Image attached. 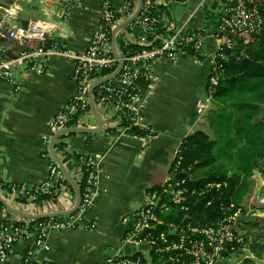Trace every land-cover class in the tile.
<instances>
[{
	"label": "crops",
	"instance_id": "0c3cea01",
	"mask_svg": "<svg viewBox=\"0 0 264 264\" xmlns=\"http://www.w3.org/2000/svg\"><path fill=\"white\" fill-rule=\"evenodd\" d=\"M17 0H0V23L7 27H28L43 24L49 27L48 48L52 54L43 64L36 61V69L17 70L21 90L0 81V186L23 185L33 188L45 182L50 167L56 162L51 145L45 138L51 136V120L64 109L77 92L73 80V61L62 55L65 49L72 54L84 53L89 40L97 30L103 9L100 0H30L14 19H6L5 10ZM219 0H154V14L169 20L178 31L206 30L207 51L215 49L214 35L221 7L213 11ZM114 8L122 10L123 0H111ZM188 5L182 19L171 12L173 4ZM139 2L137 0L138 9ZM165 10H168L166 13ZM121 16L113 31L133 15ZM133 24V23H132ZM132 24L118 33L117 40L125 44L137 43L145 35ZM3 57L13 61L19 57L20 47L0 38ZM119 51V50H118ZM35 61V60H34ZM154 81L140 104L145 124L154 131L150 138H134L122 129L115 109L96 103L83 123L95 134H71L61 138L69 153L71 175L77 179L82 169L76 160L91 155L98 162L96 197L90 210L83 215L76 228L51 231L48 250L38 249L36 264H106L114 256H130L139 250L125 242L127 226L123 219L144 207L148 194L161 187L171 175L175 152L183 140L197 130L209 127L205 117L197 115V102L208 92L209 63H196L180 58L176 63L159 60L153 64ZM183 93H187L184 98ZM216 108L213 104L212 109ZM211 109V110H212ZM58 159L62 153L54 149ZM0 197L9 209L0 206V231L6 224L31 227V216L69 213L77 206L75 189L65 187L56 198L40 203L20 202L8 190L0 187ZM13 210V211H11ZM65 218V217H58ZM95 225L94 228H89ZM35 237L19 241L13 248L7 264H23L24 256L34 244ZM245 250V249H244Z\"/></svg>",
	"mask_w": 264,
	"mask_h": 264
},
{
	"label": "built area",
	"instance_id": "2783aa9c",
	"mask_svg": "<svg viewBox=\"0 0 264 264\" xmlns=\"http://www.w3.org/2000/svg\"><path fill=\"white\" fill-rule=\"evenodd\" d=\"M29 1L17 0L5 10L6 19L16 18ZM123 1L124 6L119 10L113 7L111 0H100L103 14L84 53L72 54L65 49L60 50L62 55L73 61V80L78 89L68 105L49 124L52 134L45 138V143L52 145L53 149L61 144V138L65 136L59 135L62 131L72 128L87 129L83 123L90 115L92 85L118 70L119 60L113 51L112 35L118 21L116 15L128 12L133 14L137 7L136 0ZM219 5L221 12L214 35L216 45L212 52H208L206 30L178 31L171 21L154 14V0H146L139 17L132 24L133 28H140L145 32L137 42L142 49L129 57L122 56L118 51L124 61L122 71L116 79L94 91L95 102L111 105L116 111L120 126L129 123L128 126H121L122 129L131 132L132 126L141 127L148 131L146 137L150 138L155 133L145 124L140 104L155 80L153 64L159 60L176 63L180 58H187L196 63L207 61L210 65L208 94L197 102V115H207L213 107L214 94L223 74V61L227 60L228 51L238 43L253 44L264 24L261 10L264 0H219ZM162 29L170 33H162ZM49 30L47 25L38 23L28 29L22 26L7 27L5 22L0 23V38L20 47L19 57L13 61L3 57L4 50L0 47V81L11 84L16 92L21 90L17 70H34L38 66L36 61L43 64L52 54L51 49L47 48ZM102 71H109L110 74L95 78ZM142 81L147 84L146 88L140 84ZM134 138L141 139L136 135ZM181 159L179 148L175 152V169L180 166ZM76 162L82 173H87V186L78 211L61 219H44L27 228L4 225L0 231V264H7L19 241L31 237H35V241L24 256L23 264H36V250L49 249L47 239L51 231L76 228L82 224L84 213L90 210L96 197L98 162L91 155H82ZM66 182L65 175L57 162H54L45 182L33 188L12 185L8 191L16 200L39 203L42 196L60 194L66 187ZM186 185L185 179L175 181L174 174H171L160 189L150 191L144 207L122 221L128 230L125 242L137 246L139 250L130 256L111 257L106 264H225L230 260L227 253L233 257L237 245L244 248L245 239L237 234V226L244 216L242 207L232 205L221 220L208 226H198L191 221L178 225L170 221L171 216H176L173 211L175 207L188 211L186 205L189 197L196 192L190 191ZM222 187H226V184L211 183L207 189L219 190ZM259 203L264 206V198ZM94 227L95 225H91L89 228Z\"/></svg>",
	"mask_w": 264,
	"mask_h": 264
},
{
	"label": "trees",
	"instance_id": "16d2710c",
	"mask_svg": "<svg viewBox=\"0 0 264 264\" xmlns=\"http://www.w3.org/2000/svg\"><path fill=\"white\" fill-rule=\"evenodd\" d=\"M261 10L264 17V6ZM165 11L169 14L168 10ZM131 14L121 13L116 15V20ZM131 28L133 29L132 26ZM161 32L170 33L166 29ZM49 46L48 44L47 48ZM117 49L122 56L129 57L142 48L138 43L125 44L118 39ZM223 65V74L214 94V101L220 107H217L218 110L209 111L208 128L197 130L183 140L180 146V166L175 169V162L171 169L175 181L185 179L187 188L196 192L189 197L187 212L182 211L180 207L174 208L176 216H171L170 221L178 225L191 221L198 226H208L221 220L232 205L244 209L241 201L248 188V178L254 173L257 162L264 159V122L258 119L264 105V24L257 40L251 45L236 44L228 51L227 60L223 61ZM108 74L109 71H102L96 74L95 78ZM140 84L144 88L147 86L145 81ZM227 106L231 108L228 111ZM128 125L129 123H123L121 126ZM131 132L139 138L148 134L147 130L136 126L131 127ZM56 150L64 156L62 163L71 175L72 165L69 163L70 157L65 143L57 145ZM221 158H236L238 165L234 174H230L225 167L218 164ZM86 176L87 173L83 171L79 178H73L80 189L81 197L84 196L87 186ZM211 183L226 184V187L219 190L207 189ZM0 187L4 190L10 188L7 185ZM66 187L74 189L68 181ZM154 189L160 187H154L152 190ZM58 195L56 193L55 196H42L38 202L55 199ZM18 201L25 202L22 199ZM41 221L33 220L30 223L34 226ZM258 247L261 249L260 253L264 252V244ZM240 249L237 245L236 250ZM226 256L232 258L230 253Z\"/></svg>",
	"mask_w": 264,
	"mask_h": 264
},
{
	"label": "rangeland",
	"instance_id": "374dc122",
	"mask_svg": "<svg viewBox=\"0 0 264 264\" xmlns=\"http://www.w3.org/2000/svg\"><path fill=\"white\" fill-rule=\"evenodd\" d=\"M188 5L173 4L171 12L177 20L182 19L186 13ZM187 93H183L185 98ZM213 104L219 106L216 101ZM220 107V106H219ZM227 111L231 108L226 107ZM209 122L208 116L205 117ZM258 119L264 122V105ZM237 148H239L237 146ZM237 148L234 150L236 151ZM233 150V151H234ZM220 166L225 167L230 174H234L237 169L238 161L236 158H221L218 162ZM264 198V159L257 162L256 168L252 176L248 178V188L241 201L244 207V216L241 218L237 226V234L245 238L244 248L235 252L226 264H264V252L258 246L264 244V206L259 201ZM245 249V250H244ZM256 250V252H254ZM229 259V258H228Z\"/></svg>",
	"mask_w": 264,
	"mask_h": 264
},
{
	"label": "water",
	"instance_id": "95a60500",
	"mask_svg": "<svg viewBox=\"0 0 264 264\" xmlns=\"http://www.w3.org/2000/svg\"><path fill=\"white\" fill-rule=\"evenodd\" d=\"M139 2V5H138V9L137 11L134 13V15L125 23L123 24L122 26H119L117 29H115V31H113V51H114V54L117 56L118 60H119V67H118V70L113 73L112 75L104 78V79H101L99 81H97L96 83H94L91 87V90H90V94H91V99H90V104H91V108L93 109L95 107V99H94V96H93V93L94 91L99 88L100 86L116 79L121 71H122V68L124 66V61L122 59V57L119 55L118 53V49H117V35L118 33H120L121 31H123L126 26H128L129 24H132L140 15L141 13V10H142V7H143V3H144V0H138ZM218 4L219 2L218 1H215L213 6H212V10L213 11H216L217 10V7H218ZM22 27L24 29H28V23L27 22H22ZM100 128L97 129V130H92V129H77V128H72V129H67L65 131H62L59 135H71V134H95V133H98L102 130V123L100 124ZM53 144V143H52ZM51 148H52V153L55 157V160L59 166V168L61 169V171L63 172V174L65 175L67 181L74 187V189L76 190V193L78 195V203H77V206L73 209V211L69 212V213H60V214H49V215H37V216H31V215H26V214H19L23 217H26V218H30V219H35V220H44V219H49V218H58V217H68V216H71L73 215L74 213H76L81 205V193H80V189L78 188V186L76 185L73 177L70 175V173L68 172V170L66 169V167L64 166V164L60 161V159H58L56 153L54 152V149H53V146L51 145ZM0 204L4 205L7 209H9V206L7 205V203L0 197ZM13 211V210H11ZM14 212V211H13ZM16 213V212H14Z\"/></svg>",
	"mask_w": 264,
	"mask_h": 264
},
{
	"label": "clouds",
	"instance_id": "9594fccd",
	"mask_svg": "<svg viewBox=\"0 0 264 264\" xmlns=\"http://www.w3.org/2000/svg\"><path fill=\"white\" fill-rule=\"evenodd\" d=\"M13 11H15V9H13Z\"/></svg>",
	"mask_w": 264,
	"mask_h": 264
},
{
	"label": "bare ground",
	"instance_id": "6f19581e",
	"mask_svg": "<svg viewBox=\"0 0 264 264\" xmlns=\"http://www.w3.org/2000/svg\"><path fill=\"white\" fill-rule=\"evenodd\" d=\"M56 219V218H55Z\"/></svg>",
	"mask_w": 264,
	"mask_h": 264
}]
</instances>
